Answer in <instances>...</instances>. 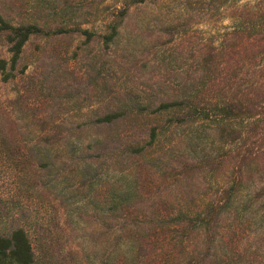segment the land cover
<instances>
[{"label": "rangeland", "instance_id": "rangeland-1", "mask_svg": "<svg viewBox=\"0 0 264 264\" xmlns=\"http://www.w3.org/2000/svg\"><path fill=\"white\" fill-rule=\"evenodd\" d=\"M253 1L229 0L215 17L209 0H157L130 6L119 21L124 0H0L5 21L42 30L27 41L12 75H0V233L23 226L34 264H113L100 217L129 181L133 159L88 146L95 131L86 122L123 104H156L193 69L197 42L229 26V8ZM175 22H184L180 33L169 29ZM111 26L117 34L104 42ZM8 56L0 35V58ZM212 174L200 182L206 194L215 188ZM51 221L60 226L57 242H50ZM257 223L234 235L224 228L217 257L264 264V223Z\"/></svg>", "mask_w": 264, "mask_h": 264}, {"label": "trees", "instance_id": "trees-1", "mask_svg": "<svg viewBox=\"0 0 264 264\" xmlns=\"http://www.w3.org/2000/svg\"><path fill=\"white\" fill-rule=\"evenodd\" d=\"M155 1L124 0L115 15L122 21L130 6ZM226 2L209 0L215 17ZM227 15L229 26L197 42L193 69L182 71L177 86L160 92L156 104H123L86 122L95 131L88 146L133 159L126 168L129 181L104 202L100 217L101 237L112 241L113 264H226L229 257L221 260L215 251L224 228L234 235L248 221L264 223V0L235 2ZM183 24L169 29L180 33ZM41 31L0 15L9 53L0 58L4 80L29 38ZM116 34L111 26L104 42ZM99 130L110 132L102 136ZM205 173L216 181L208 194L200 188ZM59 230L51 221L50 242L58 241ZM34 262L23 226L0 233V264Z\"/></svg>", "mask_w": 264, "mask_h": 264}]
</instances>
